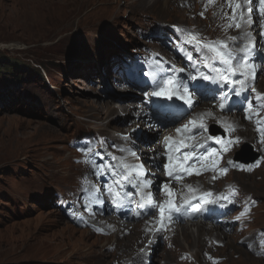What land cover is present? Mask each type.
<instances>
[{"label":"rangeland","instance_id":"obj_1","mask_svg":"<svg viewBox=\"0 0 264 264\" xmlns=\"http://www.w3.org/2000/svg\"><path fill=\"white\" fill-rule=\"evenodd\" d=\"M80 1L56 0L42 10L24 7L22 0H0V264H197L201 259L204 264H264L261 243L264 241V143L260 138L256 141L242 138L231 154L230 160L245 167L259 161L252 171L229 167L223 176L204 171L198 177L206 182L214 181L213 185L224 182L238 190L235 194L228 193L230 197L210 198L217 201L214 204L226 207L219 221L227 219L228 235L223 240H207L205 247L209 250L200 253V258L186 248V253L173 251V243L165 240L162 231L155 230L158 212L140 209L141 198L132 185L124 189L133 196L125 217L132 214L126 220L136 228L123 237L118 251H109L113 246L107 244L113 239V232L104 226L108 230L105 233L97 230L98 226L89 218L91 215L95 220L94 214L87 210V203L93 205L91 211L95 213L98 207L109 209L103 210L99 218H111L117 213L101 191L106 190L113 176L95 175L91 164L84 162L82 152L90 147L92 153L88 158L98 165H115L117 161L112 157L128 160L131 156L121 152V148L149 155L151 164L145 169L149 168L152 175L148 178L157 190L162 188V180L164 183L168 180L162 167L167 159L161 141L166 136H176L175 129L198 114L208 110L223 115L206 118V132L194 130L192 135L201 143L207 136L224 138L226 133L232 134L225 126L237 116L242 124H248L247 130L259 136L254 120L264 118V111L254 116V120L245 119L244 106L239 103L221 111L217 106L220 86L188 78L189 72L195 74L193 64L211 73L203 66L204 54L197 52L195 45L186 43L189 32L198 33L205 40L242 37L244 32H251L256 40L255 63L264 64L261 55L264 29L259 24L257 0L252 4L255 23L227 31L222 27L227 21L221 6L229 15L231 9L225 0H162L167 5L158 9H141L132 3L134 0H87L89 6L76 14ZM87 13L88 17L80 20ZM168 23L177 26L171 28ZM58 29H62L59 34ZM240 46L238 41L235 47ZM187 54H191V61ZM157 60L163 62L162 69L155 67ZM181 68L185 71L179 72ZM161 71L174 74L187 84L195 98L191 108L175 98L167 101L149 97L148 93L156 90L153 81ZM229 87L225 85L223 91ZM255 88L258 93H264V72L259 70ZM213 89H217L215 94ZM245 95L251 98L254 94L249 90ZM229 96V105L243 98L231 93ZM98 98L111 101L110 116L104 111L101 115L93 114L92 102ZM119 104H130L132 123L121 122L116 129L107 128L111 120L126 114L122 109L117 111ZM160 104L173 107L160 108ZM210 125L216 126V133L210 132ZM125 135L130 139L125 140ZM246 144L257 154L248 163L235 159ZM20 145L31 149L21 152ZM212 145L216 150L221 147L211 140L200 152L207 155L206 149L214 148ZM152 158L161 167L153 164ZM89 167L88 174L84 171ZM214 175L219 178L214 180ZM82 177L93 180L95 194L82 188ZM190 180V177L186 179L185 184ZM197 188L198 194L204 193L202 186ZM157 192L156 201L162 191ZM98 198L103 200L100 205L96 203ZM182 200L175 202L179 204ZM245 209L250 210L241 216ZM137 212L144 215L134 218ZM195 219L201 221L199 217ZM149 228L154 229L147 231ZM99 234L105 236L97 246L94 243L99 240ZM77 250L84 255L94 251L101 254L80 259L74 257ZM58 253L61 257L53 255Z\"/></svg>","mask_w":264,"mask_h":264},{"label":"snow or ice","instance_id":"obj_2","mask_svg":"<svg viewBox=\"0 0 264 264\" xmlns=\"http://www.w3.org/2000/svg\"><path fill=\"white\" fill-rule=\"evenodd\" d=\"M211 2V0H209ZM254 0H225V4L231 9V15L227 11H224V6H221V12L223 18L227 21L226 24L222 25L225 31L236 28L242 29L246 26L255 23L252 19L253 4ZM257 10L261 17L259 24L261 29H264V0H257ZM207 5L205 6V11ZM204 16V11L200 13ZM215 15V13H214ZM178 31H184L178 29ZM264 36V31L261 32ZM240 42L242 46L235 47L237 42ZM186 43L193 44L196 46V51L204 54L203 66L210 71L208 74L205 71H201L200 67L196 64L192 65L195 70V74L189 72L188 78L190 80L203 79L210 81L212 84L219 85L221 95L219 97L220 103L217 105L221 111L226 107H235L236 103L243 105V111L245 112V119L254 120V116H258L260 111H264V93H258L255 88L256 73L257 71L264 72V64L255 63L256 56V40L251 32H244L242 37L240 36H229L226 39L221 40H205L198 33L189 32ZM210 54V55H209ZM264 56V51L261 52ZM187 59L192 60L191 54H187ZM213 62L218 63L220 66L217 67ZM162 61H155V67L162 69ZM185 69H179V72H184ZM237 77H239L237 79ZM225 85H230L227 91H223ZM153 86L155 91L148 93L149 97H162L164 100L173 101L174 98L183 101L189 108L195 103L194 95L189 91L187 84L183 83L182 80L178 79L176 75L161 71L158 73V77L154 79ZM251 91L254 95L250 98L245 95L248 91ZM213 94L217 89H213ZM229 93L236 97H243L233 104L229 105L230 96ZM255 102V103H254ZM160 108L170 109L173 105L160 104ZM213 112L206 111L198 114L187 124L182 125L180 128L175 129L176 136H166L161 141L164 146L163 155L167 159V163L163 164L162 167L165 169L166 175L171 181L182 183L183 178L186 176L201 175L204 171L218 172L219 175L227 174L229 167L238 168L240 170L252 171L253 167L259 165V161L255 165H249L245 167L242 164H236L232 160L226 162L225 167L217 168L219 160H212V157H218L220 153L215 148H207V155L204 153H198L196 150L205 148L208 141L214 140L216 144L221 145L222 152L230 150L231 145L239 144L240 137L233 139H224L221 137L207 136L206 139L201 143L196 140V137L192 135L194 130L206 132L207 125L204 122L206 118L213 117ZM257 125V131L260 136V142L264 143V118L255 119ZM227 130L235 132V125H226ZM135 131V130H133ZM125 140L130 139L129 136L123 137ZM113 147H117L113 145ZM122 152H126L129 156L133 157L137 163H129L127 157H112L117 163L113 164H96L95 160H90L89 154L92 153V149L87 147L82 149L85 155V163H90L94 170V174L106 175L111 174L113 180L106 185V190L109 196H111L116 202L117 207L124 201H130L132 193L124 191L127 185H132L133 188L141 194V203L139 204L140 209L147 208L150 211H157L159 215V228L156 231L166 230L167 224L171 221L172 216L175 214H181L184 211V205H188L193 211H199L201 204H193V200H199L202 204L215 203L217 201L208 199L213 196L211 192H204L199 197L196 193L199 191L198 188H194L193 185H184L188 192L191 194V200L184 198L183 204H177L175 202L177 193L170 187V183H165L162 188H158V191H162L165 194L166 199L163 202H157L152 194L151 188L153 181L147 178L150 174L145 169L144 164L139 162V155L131 148H121ZM205 161H210L206 163ZM191 162V163H189ZM152 163L156 164V159L152 158ZM185 165H188L185 167ZM200 167H197V166ZM157 167L161 165L156 164ZM219 175H214L212 178L218 179ZM230 191L235 194L238 190L229 186ZM87 191V189H85ZM224 198V197H222ZM234 202V201H232ZM96 203L102 204L103 200L97 199ZM241 213L244 216L247 211ZM140 212L136 213V216H140ZM240 219V217H237ZM102 231L101 229H97ZM149 228L147 231H152ZM151 243V241H149ZM264 244V241L261 242ZM144 250L141 249V252ZM259 254V253H257Z\"/></svg>","mask_w":264,"mask_h":264},{"label":"bare ground","instance_id":"obj_3","mask_svg":"<svg viewBox=\"0 0 264 264\" xmlns=\"http://www.w3.org/2000/svg\"><path fill=\"white\" fill-rule=\"evenodd\" d=\"M56 0H22V4H24V7H32L33 6L36 9H42L44 6L49 5L54 3ZM79 1V0H77ZM90 2H87V0H82L78 3V9L76 10V14L79 13V11L83 10V8H86L87 6H89ZM134 5H137L139 8L141 9H158V6H165L167 5L166 3L164 4L162 2V0H134L132 2ZM168 3V2H167ZM191 3V2H190ZM29 5V6H28ZM47 8V7H46ZM27 9V8H26ZM23 10V9H22ZM44 10V9H42ZM50 10V9H49ZM27 11H29L27 9ZM47 11V10H46ZM45 11V12H46ZM52 11V10H51ZM86 11V10H85ZM56 13V12H55ZM73 13V12H72ZM67 14V12H66ZM85 14V13H84ZM23 15V14H22ZM42 15V14H41ZM62 15V14H61ZM73 15V14H72ZM25 16V15H24ZM23 16V19H24ZM78 16V15H76ZM81 16V15H80ZM60 17V15H59ZM79 17V16H78ZM85 17H88V13L86 15H84L83 17H79L80 20L85 19ZM61 18V17H60ZM59 18V19H60ZM66 18V17H65ZM22 19V18H20ZM19 19V20H20ZM63 19V18H62ZM52 20V19H51ZM65 20V19H64ZM61 21V20H60ZM9 25V24H8ZM25 27V26H24ZM36 27V26H35ZM54 27V26H53ZM62 29H58L56 31L57 34L61 33ZM32 34V33H31ZM35 34V33H33ZM32 34V35H33ZM36 37V35H34ZM49 36V35H48ZM11 40V39H10ZM42 40V39H41ZM40 40V41H41ZM33 41V40H32ZM36 41H38L36 39ZM35 41H33L32 43H34ZM25 46V45H24ZM23 47V46H22ZM15 49V48H14ZM93 106V114L94 115H101V111H104L105 114L107 116H110V109L112 106V103L110 100H107L105 102H103V100H101L100 98H98V101L96 102H92ZM121 106L117 107V111L119 109L124 110V112L126 113L124 116L122 117H117L111 121L114 122V125H111V121L107 124V128H111L114 127L115 129L119 126V124L122 122L123 123H132V113L133 110L130 109L129 105L130 104H125V106L122 104H119ZM213 106V105H212ZM214 109V108H213ZM207 110V109H206ZM208 111V110H207ZM218 114V115H217ZM215 113L213 116L216 118L219 117H223V115L221 113ZM237 114V113H236ZM219 116V117H218ZM142 117V116H141ZM242 117V116H241ZM210 118V117H208ZM231 119V118H230ZM147 120V119H146ZM223 120V119H222ZM229 120V119H228ZM242 120V119H241ZM141 121V120H140ZM212 121V120H211ZM226 121V120H225ZM206 123V119L204 121ZM222 123V122H221ZM226 123V122H225ZM226 125H235L236 126V130L235 132H233L232 134H227L226 133V137H224V139H233L235 137H240V140L243 138L245 140H252L255 139V141L257 140V138L259 139L260 137L258 135H255L251 129L247 130L246 127L248 126V124H242L239 117L237 116L234 120L232 119V121ZM226 127V126H225ZM249 127V126H248ZM251 127V126H250ZM122 129V128H121ZM226 129V128H225ZM239 129H243V132L241 131H237ZM120 130V127L119 129ZM227 132V131H226ZM223 138V137H221ZM203 142V141H202ZM255 144V143H254ZM238 144H233L230 147V150L227 152H222L221 147L217 149V152L220 153V155L218 157H212L211 159L215 160L218 159L219 160V167H223L224 163H226L228 160L231 159V154L234 150H236ZM206 146V145H205ZM213 146V145H212ZM221 146V145H219ZM215 149L216 147L213 146ZM22 151L21 152H27L30 151V149H27L23 146L20 145V148ZM203 148L197 149L196 151L198 153H202L200 152ZM144 150V149H143ZM147 150V149H146ZM9 151V150H8ZM14 151V150H13ZM17 151L18 148H17ZM145 151V150H144ZM122 152V151H121ZM17 153V152H16ZM140 157L139 162H142L144 164V167H149L151 162V157L149 155L146 154H138ZM262 157V156H261ZM129 163H137V161H135V159L133 157L128 158L127 160ZM234 162V160H232ZM208 162V161H205ZM191 163V162H189ZM188 165H185V167H187ZM78 167V166H77ZM199 167V165L197 166ZM89 171H91V168L89 167V170H86L84 172L89 174ZM149 171V168L148 170ZM93 172V171H92ZM79 173H83V172H79ZM218 173V172H217ZM77 176V175H76ZM201 175L197 176V175H191L189 176L191 178L190 181H188V183L186 182L185 184V180L188 179L186 177H184V184L181 185L182 183H177L175 181H171L170 182V178L166 175V178H168L166 183H170V187L177 193L176 196V200L175 201H180L182 200V198L186 197L189 200H191V194L188 192L187 188L184 187V185L187 184H191L193 185L194 188H197L198 186H202L201 189H203L202 191L204 192H211L213 193L214 197H221V196H225V197H230L231 195H228V193H232L231 191H229V185L225 184L224 182L219 183L218 185H213L212 183L214 181H209L206 182L204 181V179H199L198 177H200ZM223 176V175H222ZM86 177V176H85ZM54 178V177H53ZM83 178V177H82ZM148 178V177H147ZM94 179V178H93ZM198 179V180H197ZM93 181V180H92ZM90 179L87 178H83V182L82 183V188L85 190L87 189V191L92 192V194H95L96 192L93 190V182ZM165 184L162 180V185ZM211 184V185H210ZM79 185V182H78ZM64 187V186H63ZM98 189V188H97ZM155 189V187H154ZM153 188H151L153 197H155V192L158 194L157 190H154ZM82 190V189H81ZM96 190V189H95ZM101 191L103 192L102 196L107 195V199L110 200V202L113 203V205L116 207L115 211L117 213H114V216L110 217H105V218H99L100 216H102L103 210L104 212L109 210L106 206L102 207H98L97 213H95L94 211H91L93 209V205L89 202L88 204V211L90 210V212H92V215L94 214V219H91V215L89 216L91 221H94L96 223V225L98 226L99 229L102 230V232L105 231H112L113 232V239L109 240L110 242L107 244L109 246H113L112 249H108L109 251L113 250L114 251H118L119 250V246H121L122 243V239L124 236H126L127 233H131L134 231V229L136 228L135 226L131 225V223H129V221L126 220V218H131V215L129 217H125L128 214L125 212L126 209L129 207V205L132 203V201H124L120 204L119 207H117V202L111 197L108 196L107 190H105L104 188L101 189ZM226 191V192H223ZM84 192V191H83ZM200 193V192H199ZM87 194V193H86ZM136 194L139 198H141V194L138 193L136 191ZM202 195L201 193L198 194V192L196 193V196H200ZM88 196V195H87ZM98 196V195H97ZM96 196V197H97ZM100 196V195H99ZM85 197V196H84ZM109 197V198H108ZM133 197V196H132ZM131 197V199H132ZM92 198V196H91ZM104 198V197H103ZM213 198L209 197L208 199ZM222 198V197H221ZM220 198V199H221ZM68 199V198H67ZM100 199V198H99ZM166 199L165 194L163 192H161V196L160 199L157 202H163ZM215 199V198H214ZM86 200V199H85ZM89 200V199H88ZM219 200V198H218ZM224 200V199H223ZM68 201V200H67ZM78 201V200H77ZM76 201V203H77ZM93 201V200H92ZM95 201V200H94ZM199 200H193L192 203L193 204H197ZM85 202V201H83ZM201 202V201H200ZM95 203V202H94ZM181 203L183 204V200L181 201ZM179 203V204H181ZM245 203L247 204L248 201L245 200ZM81 204V203H80ZM181 204V205H182ZM201 204V208L199 211H193V209L191 207H189L188 205H184V211L181 214H175L172 216L171 221L167 224L166 230L162 231L161 233L163 235H165V240H170L173 243L174 246V252L176 253H186V251L184 250V248L189 249V250H193V255L195 257L200 258V253L205 252L207 250H209V247L206 246L205 244L207 243V240H223L224 238H226L227 234V219L222 218L220 220H223L222 222L219 221V217L220 215H224L226 213V207H220V205L214 204V203H208L206 205ZM100 205V204H99ZM135 205V204H134ZM74 207V206H73ZM75 209V208H74ZM73 210V209H72ZM226 210V211H225ZM246 210V209H245ZM87 212V211H86ZM218 214V218H217V214ZM141 213V212H140ZM79 214V213H78ZM91 214V213H90ZM124 217H120L119 215H122ZM81 215V214H80ZM144 214H140V216H142ZM140 216H136L134 218H138ZM195 217H199V220H201L200 222L198 220L195 219ZM82 218V217H81ZM86 220V219H85ZM84 221V220H83ZM184 222V224H183ZM186 222V223H185ZM81 223V222H80ZM153 223V222H152ZM84 224V223H83ZM151 224V223H150ZM87 225V224H86ZM90 225V224H89ZM155 225L159 228V223L157 221V223H155ZM181 225V226H180ZM107 227L104 228V227ZM156 228V229H157ZM154 229V228H153ZM101 232V233H102ZM105 233V232H104ZM104 234L103 235H98L97 239L99 240H95L97 243H94L95 245H99V241L101 239L104 238ZM182 236V239H181ZM106 245V246H107ZM171 245V244H170ZM110 248V247H109ZM122 249V248H121ZM211 250V249H210ZM209 252V251H208ZM207 253V252H206ZM85 253L82 251L77 250V252L75 253L74 257H78L80 259H86L89 257H98L101 253H97L96 251L91 252V253H87L86 255H84ZM46 255H48V253H46ZM55 257H61L59 256L60 253L58 254H53ZM89 255V256H88ZM202 256V255H201ZM204 256V254H203ZM187 264H190L189 262H187ZM197 264H204V262L202 261V259L197 263Z\"/></svg>","mask_w":264,"mask_h":264},{"label":"water","instance_id":"obj_4","mask_svg":"<svg viewBox=\"0 0 264 264\" xmlns=\"http://www.w3.org/2000/svg\"><path fill=\"white\" fill-rule=\"evenodd\" d=\"M246 149L250 154L248 153L247 155H245V152H237L235 159L243 162H250L257 157V154L252 153L251 148L248 145H245V150Z\"/></svg>","mask_w":264,"mask_h":264}]
</instances>
